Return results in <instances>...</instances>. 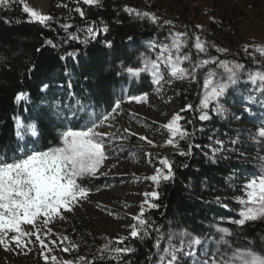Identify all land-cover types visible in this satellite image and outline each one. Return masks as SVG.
<instances>
[{"label":"trees","instance_id":"trees-1","mask_svg":"<svg viewBox=\"0 0 264 264\" xmlns=\"http://www.w3.org/2000/svg\"><path fill=\"white\" fill-rule=\"evenodd\" d=\"M208 1L183 0L179 7L182 19L199 34L205 32L202 18L208 12ZM149 5H153L152 0ZM64 7L67 16L40 24L28 22L22 0L0 5V157L9 162L18 158L24 148V140L15 134V118L25 126L36 125L37 137L25 138L34 151H45L60 146L62 132L80 129L86 122L110 115L117 89L127 90L130 95L154 90L147 74L133 80L123 74L128 67H141L144 56L155 58L154 51H161L160 42L166 32L159 25L126 11L124 0H98L94 5L65 0ZM76 8L83 11V17ZM89 27L96 29L95 39L89 36ZM105 27L107 31H103ZM208 28L211 40L217 42L214 26ZM186 52L191 50L187 48ZM196 56L192 53L187 58L194 60ZM182 63L189 64L184 59ZM200 89L198 79L175 81L178 114L183 117L180 124L189 135L169 144L173 138L164 129V140L148 149L153 168L167 174L160 164L166 158L173 172L170 179L155 183L159 198L148 199L158 207L142 203L143 218L152 225L148 234L138 238L121 233L99 235L88 230V218L67 214L62 225L53 218L46 226L38 223L46 248L41 247L35 235L24 238L34 256L31 264H155L170 230L184 228L195 235L211 234L214 224L226 225L230 236L241 244L258 243L264 237V219L248 221L243 226L230 222L239 219L235 198L243 192L244 185L239 174L250 172L253 165L248 155L227 150L238 145L226 138L224 134L231 128L218 116L210 112L209 119H199ZM18 93H26L27 99L18 103ZM188 105L193 107L188 109ZM80 182L89 189L88 193L110 185L106 176ZM117 239L124 243L116 244ZM157 240L159 248L155 246ZM116 247L130 251L117 256L112 252Z\"/></svg>","mask_w":264,"mask_h":264},{"label":"rangeland","instance_id":"rangeland-1","mask_svg":"<svg viewBox=\"0 0 264 264\" xmlns=\"http://www.w3.org/2000/svg\"><path fill=\"white\" fill-rule=\"evenodd\" d=\"M40 1L42 0H22V7L27 5L33 8L40 4ZM124 2L130 10L151 14L142 16L137 15L136 11H129L135 16L147 18L152 22V17H155L154 23L166 32L164 40L160 43L163 47L167 45L170 51H154L155 58L144 56L142 60L154 61L159 66L162 77L159 83H153L151 75L145 73L154 85V90L144 95H130L127 90L117 89L114 110L107 115L109 117L107 120H103L102 126L95 129L98 134H106L104 148L109 153L95 177L106 176L110 185L88 193L85 199L79 200L72 206L71 211L61 209L58 215L52 217L59 225L64 223L67 214L86 217L91 222L88 230L99 235L117 233L130 235L132 226L137 224L133 218L140 213L142 203L151 198L145 197L144 193L153 192L155 186L153 181L147 179L156 174L157 169L151 166L148 149L150 146L160 145L166 137L164 131L166 128L163 126L180 111L179 97L174 90L175 81L198 79L201 82L200 104L205 92L204 79L208 72L224 74V69L219 68L217 64L201 65L203 60L215 58L219 61L245 65L240 82L231 87L220 101L222 112L209 111L208 115L212 112L231 128V131L224 135L231 143H236L238 146L233 148L229 146L227 150L251 157L248 162L253 167L250 172L239 174V179L244 180L245 184L253 176L264 174V138L257 135L258 130L264 126V84L248 82L249 72H264V53L257 51L264 48V0H209L208 12L202 18L206 27L205 32L200 34L180 16L179 7L183 5V0H152V6L149 5L151 0H124ZM44 4L46 7L44 15L51 18L68 15V10L64 7L65 0H44ZM210 25L214 26L215 36L219 38L215 43L206 32ZM173 33L186 34L180 38L183 46L179 52L172 48ZM196 37L204 43L205 51L200 52L195 48ZM246 46L247 51H245ZM187 48L191 52H186ZM192 53L198 54L197 58L184 59L189 62L187 66L183 63L179 64V67L185 70V78L172 76L170 67L166 63L169 56L176 60L178 56L190 57ZM123 75L130 80L138 78L130 77L126 71ZM133 97L141 99H132ZM117 101H119L118 106ZM92 122L84 123L77 130L83 129L85 125L90 127ZM32 151L34 148L25 138L24 148L21 149L18 158L31 154ZM237 197L246 199L244 191L237 194ZM240 209L241 205L238 204L237 214ZM44 219L43 216L39 217L36 224L43 223ZM22 228L25 231H35L31 225H22ZM217 229L228 231L224 224H214L211 234L195 235L184 228L170 230L155 264H159V257L164 255V248L169 247V243L178 249L176 252L178 264H195V262L212 264L214 253L219 260L222 255H231L235 250L250 249L264 255V237L258 243L241 244L228 235L225 237L227 244H221L219 241L222 234L218 233ZM185 232L200 237L204 243L190 249L186 240L181 246L180 237ZM11 235L9 234L7 250L4 246H0V264H31L34 256L29 244L25 242V245L17 247L15 242L10 240ZM189 251H192L193 255H186ZM169 259L171 257L166 256L164 264H167Z\"/></svg>","mask_w":264,"mask_h":264},{"label":"snow or ice","instance_id":"snow-or-ice-1","mask_svg":"<svg viewBox=\"0 0 264 264\" xmlns=\"http://www.w3.org/2000/svg\"><path fill=\"white\" fill-rule=\"evenodd\" d=\"M10 0H0V5H7ZM98 0H83L86 5H94ZM126 11H136L137 15L150 16L149 13H139L138 10H130L127 7ZM83 17L84 13L77 8ZM23 12L29 17L28 22H36L45 24L51 17L41 14V12L25 5ZM153 22L155 17H152ZM169 23V22H166ZM65 28L71 27L65 25ZM199 27V26H198ZM103 31H107L105 27ZM89 36L95 39L98 34L95 28L89 27L87 29ZM172 48L179 52L183 46L181 37L185 33H173ZM71 39H78L72 36ZM48 43H51L49 41ZM107 46H111L107 42ZM195 48L203 52L205 45L196 37ZM39 51V50H38ZM162 52L170 51L169 47L165 45ZM247 51V46L245 48ZM264 53V48L257 49ZM162 59V57H158ZM183 59L187 57H177L173 60L170 56L166 63L170 67V74L177 78H185V70L179 67ZM209 63L217 64L221 69H224V74H218L214 71H209L204 79L205 92L200 99L198 109L200 111L199 119L205 121L209 119L208 112L216 113L222 112V105L220 101L227 94L228 90L240 82L245 65L238 62L219 61L215 58L201 61V65ZM132 78H137L141 74L148 73L151 75L153 83H159L162 78L159 71V66L156 62L144 60L142 66L138 68L128 67L125 70ZM248 82L252 84H264V72H249ZM45 88L47 85L44 86ZM16 101L27 99L26 93H18L15 97ZM132 99H141L133 97ZM119 101H117V106ZM191 109L193 106H186ZM183 111V110H182ZM109 117L105 115L100 122L93 121L91 126L85 125L81 130L68 129L61 133L60 146L49 148L45 151H32L31 154L22 156L21 158H13L9 162L6 158L0 157V246H4L7 250L9 234L10 240L15 242L17 247L25 245V237L36 236L37 242L41 247L46 248L44 240L40 236V228L36 221L39 217H45L43 223L46 226L53 216L58 215L60 210L71 211L72 206L79 200L85 199L88 195L89 189L85 187L80 181L86 178L95 177L98 174L103 162L108 158L109 153L105 151L104 143L106 134H98L95 129L102 126L103 120ZM183 117L180 114H174L170 122L163 127L168 130L173 139H169V144L175 143V138L180 140L185 139L189 133L179 123ZM16 122V137L19 140H24L27 135H37L36 125H23L19 118H15ZM257 135L264 138V126H262ZM141 139H146L141 137ZM151 143V141H149ZM219 143V142H217ZM195 147H199L196 145ZM184 153H181L183 155ZM160 164L167 169V174H164L162 169L157 168L156 174L147 177L157 185L160 180H168L172 177V164L166 159H161ZM244 197H236L237 203L241 205L238 213L239 219L231 220L239 226L245 225L248 221H255L257 219H264V174L253 176L247 180L243 185ZM145 197L158 199L157 191L151 193H144ZM143 203L148 204L150 208L158 207V205L145 200ZM144 209L141 207L140 213L134 217L137 224L132 226L130 235L132 238H138L142 233L147 235L148 229L152 227L149 222L143 218ZM22 225H31L35 231H25ZM221 233L219 243L227 244L226 236L230 233L226 229H217ZM171 241V237L169 238ZM187 240L189 248L193 249L204 243L200 237L194 236L187 232L180 237L181 246ZM31 243V240H28ZM55 243V241H53ZM123 239H117L116 244H123ZM157 248L160 246V241L157 240ZM105 248H108L106 245ZM182 250V249H181ZM130 249L116 247L112 249L117 256L126 255ZM174 246L169 243V247L164 248V255L159 257V264H164L165 257L170 256L171 259L167 264H178V256ZM186 255H193L192 251ZM47 259V257H46ZM56 258L53 257V260ZM70 264V262H69ZM200 264V262H195ZM212 264H264V255L257 254L252 250H235L231 255H222L221 259H216V254H213Z\"/></svg>","mask_w":264,"mask_h":264},{"label":"bare ground","instance_id":"bare-ground-1","mask_svg":"<svg viewBox=\"0 0 264 264\" xmlns=\"http://www.w3.org/2000/svg\"><path fill=\"white\" fill-rule=\"evenodd\" d=\"M40 2L41 3L36 5V6H34L33 9L37 10V11L41 12V14H43L45 12L46 7H45V4H44V0H42Z\"/></svg>","mask_w":264,"mask_h":264}]
</instances>
